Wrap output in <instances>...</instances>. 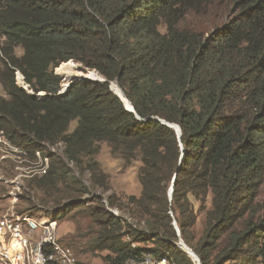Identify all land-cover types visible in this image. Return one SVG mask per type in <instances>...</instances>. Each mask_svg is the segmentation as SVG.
I'll return each instance as SVG.
<instances>
[{
  "label": "trees",
  "instance_id": "1",
  "mask_svg": "<svg viewBox=\"0 0 264 264\" xmlns=\"http://www.w3.org/2000/svg\"><path fill=\"white\" fill-rule=\"evenodd\" d=\"M71 63L104 82L75 81L59 95L58 71ZM0 89V132L31 157L63 144L102 189L100 145L141 164L140 197L110 198L139 226L95 201V250L108 264L192 263L173 222L200 264H264V0H0ZM61 163L51 156L29 194L55 185Z\"/></svg>",
  "mask_w": 264,
  "mask_h": 264
},
{
  "label": "rangeland",
  "instance_id": "2",
  "mask_svg": "<svg viewBox=\"0 0 264 264\" xmlns=\"http://www.w3.org/2000/svg\"><path fill=\"white\" fill-rule=\"evenodd\" d=\"M160 30L162 33L165 32L164 28H160ZM77 68V64L71 63L70 65H64L58 71V74L66 80L65 86L67 85V82H69V79L64 74V71L70 69L76 73H81L77 71ZM76 78L77 77L71 78L70 82L76 81ZM18 83L22 89L31 94V91H28V86L25 85L19 77ZM3 95L4 93L0 89V96ZM100 149V153L94 160L100 165L104 175L106 176L108 183L106 189H102L94 185L91 173L84 167L80 168L76 166L75 163L69 162L66 158H64L65 148L63 149V147L58 146L57 153L61 158L62 163L58 165L56 164L57 179L55 185L48 184V182H46L47 187L45 186V191L42 192L37 190L36 194L34 192L29 194V182L30 185L35 187L38 185L39 179L29 180L28 177L22 176L21 173L24 172V169H15V165L17 164L16 158L9 152L3 143H0V161L9 160L11 165L13 164L14 166V177L10 178L9 175L3 177L8 181V183H4L2 186L5 190L6 188H9V185L10 192L14 187H16V183H18L21 186V190H23L18 199L16 211L20 214H30L37 218L45 217L50 219L52 217L56 220L58 223V237H60L65 244L73 248L78 264H108L106 259L111 256L106 250H95V242L98 240L100 233V227L96 220L97 216L93 215L94 208L97 205V202H95L97 201L96 199L103 198V200H105L109 205L108 210L110 212H115L119 217L123 218L124 221H128L131 225L139 226L138 224H135V221L130 219L127 220V215L120 209V207L110 206V198L118 204L123 203L131 196L137 198L140 197L141 186L138 181V171L141 164L136 162L127 166L125 162L114 158L111 155L110 149L107 145H100ZM42 153L50 155L48 146H45L42 149ZM29 161L34 162L31 160ZM11 165L5 166L8 171L9 168H11ZM27 165L32 164L30 163ZM76 182L78 183L76 184ZM7 192L8 191L3 194L5 198L7 197ZM263 196L264 189H262V197ZM5 198H1L0 200L5 201L6 204L8 203V200ZM80 203L82 204L80 205ZM70 204L73 205L70 206ZM65 212L66 215H64ZM205 221L206 220L201 217L194 229L189 230L190 237L195 240L194 242L203 237L205 231ZM178 238L179 240L177 243H179L180 240L184 242L181 236L178 235ZM127 241H129L127 237L123 239V242ZM177 245L179 246V244ZM136 247L146 246L136 245ZM186 258L192 262V259L189 258L188 254Z\"/></svg>",
  "mask_w": 264,
  "mask_h": 264
},
{
  "label": "built area",
  "instance_id": "3",
  "mask_svg": "<svg viewBox=\"0 0 264 264\" xmlns=\"http://www.w3.org/2000/svg\"><path fill=\"white\" fill-rule=\"evenodd\" d=\"M18 77L22 79V76ZM65 84L59 95L65 93L67 88ZM0 143H3L16 158L15 169H24L21 175L28 177L29 180L40 179L46 175L50 168L51 156H58L57 147L65 148L63 144L55 147L48 146L50 155L38 151L35 156L31 157L23 148L12 145L3 132H0ZM30 163L32 165H27ZM22 192L20 184L16 183V187L8 192L5 198L8 203L5 204V201L0 200V264H78L73 248L58 237L56 220L52 217L50 219L37 218L16 211V205ZM111 213L118 216L115 212L111 211ZM177 244L182 251L186 252L180 241ZM188 256L193 264H200L198 257L189 254ZM125 264L177 263L167 258L146 255L142 259H132Z\"/></svg>",
  "mask_w": 264,
  "mask_h": 264
},
{
  "label": "water",
  "instance_id": "4",
  "mask_svg": "<svg viewBox=\"0 0 264 264\" xmlns=\"http://www.w3.org/2000/svg\"><path fill=\"white\" fill-rule=\"evenodd\" d=\"M83 74H88V73H83ZM99 75V74H98ZM100 76V75H99ZM101 77V76H100ZM23 79V78H22ZM101 81H94V80H91V79H87V78H83V79H79V78H76L75 80L76 81H92V82H100V83H103L104 82V79L101 77ZM24 82V81H23ZM74 82L75 81H71L70 83H67V88H66V90H68L73 84H74ZM114 85H116V87L118 88V85L116 84V83H114ZM119 89V88H118ZM120 90V89H119ZM111 91H113L112 90V87H111ZM120 92H121V90H120ZM122 93V92H121ZM122 95H123V93H122ZM118 97V96H117ZM123 97H124V95H123ZM118 98H120V97H118ZM121 99V98H120ZM124 99L128 102V100L124 97ZM122 102H123V100H122ZM123 104H124V102H123ZM128 105H129V107H130V109H128L125 105V108H126V110L127 111H129V112H132V113H134V109H133V107H132V105L128 102ZM164 125H167L168 127H170V128H173L175 131H176V133L178 134V137H180V129H179V127L178 126H175V125H169V124H166V123H163ZM174 185V184H173ZM173 185H172V187H171V189H170V192H169V196H170V200L172 199V194H173ZM173 226H174V228H175V230L177 231V233H178V235L180 236V233H179V230H178V227H177V225H176V223L174 222L173 223ZM180 243H181V245L183 246V248L186 250V252L190 255V256H193V257H197V255L191 250V249H189L188 248V246L182 241V240H180Z\"/></svg>",
  "mask_w": 264,
  "mask_h": 264
},
{
  "label": "bare ground",
  "instance_id": "5",
  "mask_svg": "<svg viewBox=\"0 0 264 264\" xmlns=\"http://www.w3.org/2000/svg\"><path fill=\"white\" fill-rule=\"evenodd\" d=\"M63 71V70H62ZM64 74L66 75V77L69 79L67 83H70L71 78H87V79H91L94 81H101V77L96 73V72H92V73H88V74H83V73H76L74 71H71L70 69H67L64 71ZM112 90L113 92L121 98V100H123L124 105L130 109L128 102L124 99L122 93L120 92V90L116 87V85L112 84Z\"/></svg>",
  "mask_w": 264,
  "mask_h": 264
},
{
  "label": "crops",
  "instance_id": "6",
  "mask_svg": "<svg viewBox=\"0 0 264 264\" xmlns=\"http://www.w3.org/2000/svg\"><path fill=\"white\" fill-rule=\"evenodd\" d=\"M8 165H11V163H10V161L9 160H3V161H0V199L2 198V199H4L5 198V196L3 195L6 191H8L9 192V190H10V186L8 185V189L6 188L5 190H4V188H3V184L4 183H8V181L7 180H5L3 177H5V176H7V175H9L10 176V178H13L14 177V173H13V171H14V166H13V164L11 165V168H9V171L7 170V167H5V166H8ZM5 167V168H4ZM10 173H11V175H10ZM29 185H30V182H29ZM30 186H32V185H30ZM8 192H7V194H8ZM2 194V195H1ZM6 194V195H7ZM4 197V198H3Z\"/></svg>",
  "mask_w": 264,
  "mask_h": 264
}]
</instances>
